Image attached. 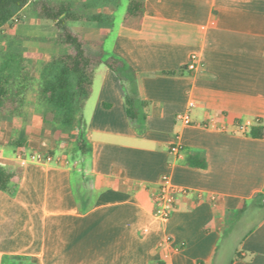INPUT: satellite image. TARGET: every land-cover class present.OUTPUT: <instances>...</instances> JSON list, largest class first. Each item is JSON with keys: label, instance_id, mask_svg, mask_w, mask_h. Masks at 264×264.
Wrapping results in <instances>:
<instances>
[{"label": "crops", "instance_id": "crops-1", "mask_svg": "<svg viewBox=\"0 0 264 264\" xmlns=\"http://www.w3.org/2000/svg\"><path fill=\"white\" fill-rule=\"evenodd\" d=\"M53 1L108 16L68 24L100 37L136 84L95 67L86 153L76 129L43 120L37 94L22 117H0V164L15 174L13 193L0 190V264H264V135L248 134L264 128V0H144L138 28L123 23L128 0ZM193 52L202 65L189 70ZM126 93L144 102L142 125ZM165 173L187 192L161 221L152 194Z\"/></svg>", "mask_w": 264, "mask_h": 264}, {"label": "trees", "instance_id": "trees-1", "mask_svg": "<svg viewBox=\"0 0 264 264\" xmlns=\"http://www.w3.org/2000/svg\"><path fill=\"white\" fill-rule=\"evenodd\" d=\"M28 3H31L38 18L52 21L41 31L40 43L50 47L53 53L41 65L40 82L36 90L37 99L44 106L42 118L52 126L63 131L76 129L77 136L74 149L81 153L90 150L87 144L83 105L92 90L94 69L104 63L113 70L122 83L135 86L136 72L122 58L107 54L100 37L86 35L84 31L68 24L70 20L104 21L109 17L103 14L85 16L76 11L68 2L53 0H0V27L14 19L15 14ZM144 13V0H128L124 25L138 28ZM9 59L11 57L7 56ZM18 57L19 77L0 68V117L15 119L24 115L27 94L33 89V77L30 69L24 66ZM19 71V72H20ZM126 112L132 122L142 125L145 120L144 102L132 94L125 96ZM251 137H262L264 128L260 124L250 127ZM18 143V142H17ZM189 165L204 167L201 156H187ZM14 172L0 164V190L13 193L12 180Z\"/></svg>", "mask_w": 264, "mask_h": 264}, {"label": "rangeland", "instance_id": "rangeland-1", "mask_svg": "<svg viewBox=\"0 0 264 264\" xmlns=\"http://www.w3.org/2000/svg\"><path fill=\"white\" fill-rule=\"evenodd\" d=\"M86 15L90 16L88 13ZM50 22V20L38 19L32 10V6L29 5L16 13L14 19L0 29V68L5 69L8 66L7 72L12 70L11 73L15 77H19L20 74L24 73L20 71L19 67L18 57H21L20 62L30 69L33 77V89L27 95L26 107L33 105L36 100V90L40 82L41 58L43 56L48 57L53 53L50 47H43L40 43L44 24ZM77 23L79 22H69L73 26Z\"/></svg>", "mask_w": 264, "mask_h": 264}, {"label": "built area", "instance_id": "built-area-1", "mask_svg": "<svg viewBox=\"0 0 264 264\" xmlns=\"http://www.w3.org/2000/svg\"><path fill=\"white\" fill-rule=\"evenodd\" d=\"M201 65L202 62L199 54L196 52L191 53L186 65L187 69L196 70ZM193 105V102H189L190 107ZM176 118L181 120L185 124L191 123L189 114L186 111L177 113ZM170 149L172 152L177 153V155L182 154V146L180 144H174ZM18 156L22 162L26 160L48 161L51 159V156L49 154L41 153H31L29 154V156H24L22 152H19ZM186 192V187L174 183L169 174H163L159 180L156 190L152 194L154 204V217L158 220L166 221L170 217V214L176 205L178 195ZM169 243L170 238L165 237L160 242V245L163 247L168 245Z\"/></svg>", "mask_w": 264, "mask_h": 264}]
</instances>
